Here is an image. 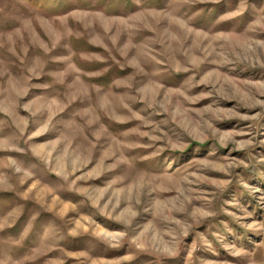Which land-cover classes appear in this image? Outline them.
Segmentation results:
<instances>
[{
    "label": "rangeland",
    "instance_id": "rangeland-1",
    "mask_svg": "<svg viewBox=\"0 0 264 264\" xmlns=\"http://www.w3.org/2000/svg\"><path fill=\"white\" fill-rule=\"evenodd\" d=\"M0 264H264V0H0Z\"/></svg>",
    "mask_w": 264,
    "mask_h": 264
}]
</instances>
